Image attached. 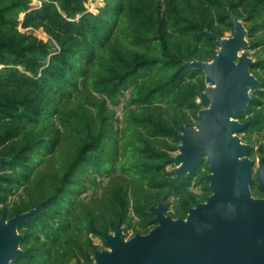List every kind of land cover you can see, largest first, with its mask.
Listing matches in <instances>:
<instances>
[{"label":"trees","instance_id":"1","mask_svg":"<svg viewBox=\"0 0 264 264\" xmlns=\"http://www.w3.org/2000/svg\"><path fill=\"white\" fill-rule=\"evenodd\" d=\"M88 1L43 0L31 8L30 0H0V216L44 201L39 215L18 225L26 255L11 264H87L96 249L90 233L105 243L108 227L131 214L136 231L147 233L156 224L151 205L164 203L167 214L185 217L205 201V161L185 177L167 168L180 126L203 106L194 91L205 88L204 72L184 63L209 61L217 52L206 31L233 33L228 11L242 17L247 48L264 53V0H103L98 13ZM18 25L42 28L55 44ZM250 71L261 83L240 117L248 121L240 133L251 155V135L264 133V56ZM82 90L94 99L88 109L75 99ZM123 91L130 92L129 107L115 126L106 102ZM68 130L76 134V151L66 154L60 173L45 172ZM263 149L261 143L260 155ZM98 178H108L104 229L95 224L102 216L77 213L84 186ZM251 188L264 196L255 180Z\"/></svg>","mask_w":264,"mask_h":264},{"label":"water","instance_id":"2","mask_svg":"<svg viewBox=\"0 0 264 264\" xmlns=\"http://www.w3.org/2000/svg\"><path fill=\"white\" fill-rule=\"evenodd\" d=\"M228 15L230 37L206 31L218 48L211 59L184 63L204 72L206 86L194 94L198 104L208 106L198 111L196 126H180L175 136L179 152L169 158L178 177L205 161L210 195L189 207L185 217L167 214L164 203L151 205L156 224L147 233L126 238L117 223L113 233L104 234L107 248L95 249L87 264H264V197L253 196L250 189L255 180L264 190V149L254 171L252 146L237 136L248 125L240 117L261 83L250 71L255 61L239 53L248 45L242 17ZM43 203L0 216V264L26 255L18 225L39 215Z\"/></svg>","mask_w":264,"mask_h":264},{"label":"rangeland","instance_id":"3","mask_svg":"<svg viewBox=\"0 0 264 264\" xmlns=\"http://www.w3.org/2000/svg\"><path fill=\"white\" fill-rule=\"evenodd\" d=\"M42 1L43 0H30L29 5L31 8L39 7L42 4ZM160 1H163V0H160ZM103 3H104L103 0H89L86 3V7L88 8L89 11L98 13V7L102 6ZM22 17H23V14L21 13L19 15V19L21 20ZM18 27L22 31L26 32L27 34H31L37 39H41L42 41H45L49 43L50 45L55 44L54 41L51 39V37L40 27L39 28L37 27L36 28H33V27L21 28L19 25ZM148 34L150 37H153L155 35L154 31L148 32ZM231 35H232V32L227 30L223 33L222 37L228 38ZM246 40H247V37H246ZM247 43L249 45L248 40H247ZM115 44L116 43H112L113 48L116 47ZM217 51H218V48H217ZM239 53L240 54L246 53L254 61L264 56V53L258 47L256 48L245 47ZM100 57L104 58L103 55H100ZM103 60L105 59H102V61ZM84 85H82L80 89L84 88ZM90 95H91L90 91L82 90L76 94L75 99H78L79 101H81L84 107L88 109L87 107H91V102L94 101L93 98L91 97L89 98ZM129 95H130L129 91H123L122 93L118 94L112 101L107 100L106 102L107 110H108L106 114L109 116L110 123H114L115 126H117L119 123L122 122L124 113L127 110V107H129L128 105ZM93 96L95 98H101V95L96 94V93H93ZM207 106L208 105H203L201 108H205ZM189 121H190L189 123L196 126L198 119L190 118ZM243 135L244 133H240V132L237 133V136L241 139V141H242ZM75 137H76V134L70 130L65 132V134L62 133V137L60 140L61 141L60 148L54 155H51L45 161L46 162L44 164L45 166H43L44 167L43 170H45V172L50 173L51 171L55 170L54 173H58L59 171L62 170V167L65 165L66 161L69 159L68 157H66V154L69 152L72 153L73 151H76L77 149V144L75 146ZM251 137L255 141V144H252L254 146L253 153L250 155V157L255 161V165H254V171H255L258 167V162L261 156L260 151H258V146L261 143L264 144V133L263 132H261L260 134L253 133ZM169 144L174 145L176 143H174L173 141H170ZM178 152H179L178 148H176L175 150H169L170 155H173V156L176 155ZM58 159H61L60 165L57 164L59 161ZM167 168L174 169L176 168V165L174 163H171L167 166ZM107 182H108V178H98L94 186H89V184L85 185L84 186L85 188L83 189L84 192H82L81 194V201L77 205V213H79V215L81 216L88 215L87 209L90 212H92L95 215V217L102 216V219H97L95 221V224L97 226L102 224V226H100V229H104L102 228L103 226L108 227L107 221L109 219V213H108L107 206L104 202L105 191L107 190L106 188L108 186ZM191 188L195 192H200L199 187L197 186H192ZM250 189H251V193L253 196L260 197V195L256 191H254L251 188V186H250ZM171 203H172V200H171ZM171 210H172V206H170L169 208V211ZM137 223H138L137 217L131 214V217L129 218V220L122 224L123 232L126 238L133 236L135 232H141V231H136ZM106 231L108 233L114 232L113 228L111 227H108ZM89 236L92 239L93 245L96 247V249H106L107 248L106 244L103 242V240L98 235H94L90 233ZM92 256L93 254L90 255V257Z\"/></svg>","mask_w":264,"mask_h":264},{"label":"bare ground","instance_id":"4","mask_svg":"<svg viewBox=\"0 0 264 264\" xmlns=\"http://www.w3.org/2000/svg\"><path fill=\"white\" fill-rule=\"evenodd\" d=\"M240 15V14H239ZM211 39V38H210ZM151 214V213H150Z\"/></svg>","mask_w":264,"mask_h":264},{"label":"flooded vegetation","instance_id":"5","mask_svg":"<svg viewBox=\"0 0 264 264\" xmlns=\"http://www.w3.org/2000/svg\"><path fill=\"white\" fill-rule=\"evenodd\" d=\"M264 197V196H263Z\"/></svg>","mask_w":264,"mask_h":264}]
</instances>
